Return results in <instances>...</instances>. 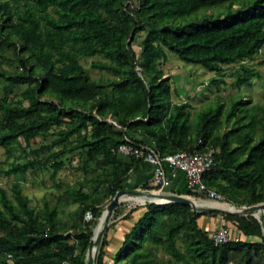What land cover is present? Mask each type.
Listing matches in <instances>:
<instances>
[{
    "label": "trees",
    "instance_id": "16d2710c",
    "mask_svg": "<svg viewBox=\"0 0 264 264\" xmlns=\"http://www.w3.org/2000/svg\"><path fill=\"white\" fill-rule=\"evenodd\" d=\"M132 1L0 0V61L15 62L20 68L9 72L0 62L5 82L0 147L8 166L0 174H24L39 163L44 150L51 151L49 162L55 171L68 154H84L83 168L94 161L92 171L99 170L65 196L81 204L80 219L90 213L91 220L64 231L55 206L45 203L36 209L18 190L13 200L0 188V264H86L94 236L90 223L96 225L103 210L100 198L81 188L88 185L94 192L98 189L93 181L106 183L109 202L126 188L131 172L143 161L117 152L125 136L162 156L192 151L203 140L216 149L203 176L207 189L236 206L264 202V107L248 108L241 95L232 97L226 121L233 123L223 134L221 103L200 111L192 123L188 104L170 101V85L158 65L167 59V51L217 74L238 64L233 86L237 90L249 86L252 78H261L260 71L245 61L264 46V0H135L136 5ZM137 38L138 54L131 48ZM95 56L102 60H93L91 66L114 76L106 84L91 78L80 63V58ZM17 86L24 88L21 98L14 100L11 95ZM46 95L54 99H43ZM108 117L121 129L108 123ZM53 127L58 130L50 144L26 152L32 140L46 138ZM16 148L33 157L8 160ZM145 186L146 182L141 187L151 189ZM185 193L207 197L196 191ZM143 207L113 264H264L262 214L259 219L225 215L237 224L241 240L215 245L200 218L219 213L195 212L173 202H146ZM137 209L130 208L123 218ZM119 210L118 206L113 218L123 214ZM107 231L96 264H104ZM159 253L165 256L160 258Z\"/></svg>",
    "mask_w": 264,
    "mask_h": 264
},
{
    "label": "rangeland",
    "instance_id": "374dc122",
    "mask_svg": "<svg viewBox=\"0 0 264 264\" xmlns=\"http://www.w3.org/2000/svg\"><path fill=\"white\" fill-rule=\"evenodd\" d=\"M131 4L136 5L137 1L133 0ZM233 7H236V5H233ZM215 11L217 10H214V12ZM206 12H210V10ZM139 41L140 38H137L131 43V48L137 54L140 50L138 43ZM4 54L10 58H12L13 55L10 51H6ZM93 60H102V58L100 56L80 58V63L91 78L101 80L103 84H106L108 80L112 79L114 76L106 71H100L96 68H93L91 66V62ZM0 62L2 67L9 72L20 71V68L17 67V63L15 62L12 64L4 60H1ZM245 63L249 66L257 68L260 71L261 78H252L251 84L249 86H243L240 90H237L233 86L235 78L234 70L238 68V64L225 67L224 72L217 74L206 70L200 65L185 63L181 61L175 54L167 51V59L165 61L160 60L158 65L163 73V77L169 82L170 101L186 102L188 104L187 110L189 112L190 122H195L197 119V114L200 111L206 110L208 107H216L220 103L223 104L224 115L222 120L224 124L222 128L219 129V133L223 134L233 123L232 119H230L228 122L226 121L227 108L229 107L232 97L241 95L243 106L248 108L255 106L264 107V46L252 59L246 60ZM212 78H221L223 82L213 84L211 82ZM4 86L5 82L0 78V96L3 95ZM23 88V86L15 87L13 89L11 98L14 100H19L21 98L20 92L23 90ZM43 99H54V97L46 95L43 97ZM72 106L80 108L75 104ZM88 107L89 109L93 108V103H89ZM57 130L58 127H53L51 129V134L46 138L37 137L36 139L32 140L31 145L26 147V152L38 149L42 145L50 144L55 138L53 134ZM72 139H74V137ZM21 145L22 147L25 146V143L22 139ZM57 149L58 148H55L52 151ZM50 152L47 150L42 151L40 155H38V160H40L39 163L28 168L24 174H0V188L5 189L9 197L13 198V200L14 194L18 190L21 194L29 198V205L36 209L42 208L45 203H47L48 206H55L58 213L57 216L59 225L61 230L64 231L68 228H72L76 224H82V220L88 221L91 216L90 213H87L83 219L79 218L81 204L78 201L66 200L65 196L67 195V190L70 188L77 191L81 182H84L87 179L89 181V178H95V175L99 173V170L92 171L93 167L95 166L94 161L89 162V167L83 168L82 156L85 158L84 154L82 156L79 154H68L65 156L63 166L55 171L49 162ZM31 157H33L31 153L29 156H26L25 152H23L20 148H16L8 160L23 161L25 159H30ZM5 160L6 153L4 149L0 147V170L3 168H8V166L5 165ZM93 184L97 186L98 191L96 190L93 192L90 190V186L88 185L81 188V191L85 194H94L99 197L100 203L98 206L104 211L109 200L111 199L110 195L107 194V184L101 183L98 180L95 182L93 181ZM146 184V188H151L147 190V192L154 190V187L151 184L148 182H146ZM124 186L127 187L126 184H124ZM144 193H146V191ZM189 197L200 204H209L213 202L207 197H198L194 195H189ZM146 202L153 201L148 199ZM146 202H139L134 198L129 199V197H125L124 200L118 205L120 207L118 213H122L124 210H129L130 208L134 207L141 208ZM225 202L231 204L227 201ZM262 215L264 214L262 213ZM112 216L106 229V231H108L106 233L107 245L104 248V264L114 263L116 252L120 248L123 237L128 232L133 220L132 216H128L127 218H123V215H118L114 218ZM97 225L98 223L96 225H93L92 222L90 223V226L93 227L94 233L97 229ZM158 256L162 258L165 255L159 253Z\"/></svg>",
    "mask_w": 264,
    "mask_h": 264
},
{
    "label": "built area",
    "instance_id": "2783aa9c",
    "mask_svg": "<svg viewBox=\"0 0 264 264\" xmlns=\"http://www.w3.org/2000/svg\"><path fill=\"white\" fill-rule=\"evenodd\" d=\"M106 121L121 129V126L112 118L108 117ZM125 140L126 142L119 144L117 152L125 156L142 159L143 162L150 164L153 168L151 185L155 189L150 192L166 193L174 176L181 172L185 178L187 191H196L205 194L213 202L226 204L224 197L207 189L203 181L204 174L214 162L216 149L213 146L199 140L192 151H180L162 156L148 146L134 144L128 136H125ZM186 196L189 195L186 194ZM207 233L215 245L241 240L237 224L228 220L224 214H220L219 226L212 231H207Z\"/></svg>",
    "mask_w": 264,
    "mask_h": 264
},
{
    "label": "water",
    "instance_id": "95a60500",
    "mask_svg": "<svg viewBox=\"0 0 264 264\" xmlns=\"http://www.w3.org/2000/svg\"><path fill=\"white\" fill-rule=\"evenodd\" d=\"M140 197L142 196L144 201L151 199L155 203H178L183 205H188L195 212L211 213L217 212L224 215H237V216H254L259 218L260 214H264V203L255 204L251 206H236L229 205L228 208H222L217 206L216 202H211L209 204H200L193 200L191 197L181 194L174 193H156V192H140L138 190L123 188L118 190L112 200L105 207L100 220L97 225V229L94 236L91 238L90 244L86 253V264H96V259L98 255L99 246L103 237L105 230L109 225V220L113 215L115 209L124 200L125 197ZM221 204V203H218Z\"/></svg>",
    "mask_w": 264,
    "mask_h": 264
},
{
    "label": "crops",
    "instance_id": "0c3cea01",
    "mask_svg": "<svg viewBox=\"0 0 264 264\" xmlns=\"http://www.w3.org/2000/svg\"><path fill=\"white\" fill-rule=\"evenodd\" d=\"M153 176V168L150 164L146 162H142L139 167L135 170H133L126 182L127 189H133L138 190L140 192H147L146 189H143L141 185L145 182H148L151 184ZM168 193H174V194H181L186 195V185H185V178L183 173H177L172 182L170 188L167 190ZM142 197V196H140ZM145 210L144 207H141L132 213H130V217L132 216V224L142 215L143 211ZM129 210H124L123 216L128 212ZM220 223V215H205L200 218V225L205 231H212L216 229L219 226ZM131 224V225H132ZM130 225V226H131ZM128 229V228H127Z\"/></svg>",
    "mask_w": 264,
    "mask_h": 264
},
{
    "label": "bare ground",
    "instance_id": "6f19581e",
    "mask_svg": "<svg viewBox=\"0 0 264 264\" xmlns=\"http://www.w3.org/2000/svg\"><path fill=\"white\" fill-rule=\"evenodd\" d=\"M132 198L136 199L139 202H143L144 201L142 197H129V199H132ZM216 204H217V206L222 207V208L223 207L224 208H228L229 207V205H227L225 203H221V204L216 203Z\"/></svg>",
    "mask_w": 264,
    "mask_h": 264
}]
</instances>
